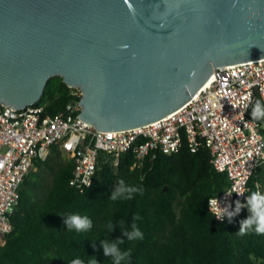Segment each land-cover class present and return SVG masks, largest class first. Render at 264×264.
Here are the masks:
<instances>
[{
  "label": "water",
  "instance_id": "obj_1",
  "mask_svg": "<svg viewBox=\"0 0 264 264\" xmlns=\"http://www.w3.org/2000/svg\"><path fill=\"white\" fill-rule=\"evenodd\" d=\"M263 58L264 0H0V106L35 104L59 76L101 132L159 120L218 67Z\"/></svg>",
  "mask_w": 264,
  "mask_h": 264
},
{
  "label": "trees",
  "instance_id": "obj_2",
  "mask_svg": "<svg viewBox=\"0 0 264 264\" xmlns=\"http://www.w3.org/2000/svg\"><path fill=\"white\" fill-rule=\"evenodd\" d=\"M70 91L61 77L53 76L33 105L59 113ZM258 121L264 134V119ZM99 161L91 186L82 190L69 185L73 161L58 146L35 162L19 187L12 229L0 245V264H71L75 259L112 264L101 241L117 242L118 237L124 240L120 250H131L122 264H264V235L252 230L237 234L240 222L251 215L248 208L231 220L217 221L210 213L208 199L229 184L226 174L211 164L204 145L194 152L183 146L171 155L146 158L140 169L132 168L131 151L121 154L116 165L102 152ZM121 179L142 188L143 195L111 200ZM247 185L250 195L264 194V164ZM71 214L87 216L92 229L69 230L65 220ZM109 223L112 231L107 230ZM133 223L143 232L142 240L123 237L122 231H131Z\"/></svg>",
  "mask_w": 264,
  "mask_h": 264
},
{
  "label": "built area",
  "instance_id": "obj_3",
  "mask_svg": "<svg viewBox=\"0 0 264 264\" xmlns=\"http://www.w3.org/2000/svg\"><path fill=\"white\" fill-rule=\"evenodd\" d=\"M70 89L64 110L53 115L45 113L43 105L20 110L0 106V245L12 229L11 216L24 177L36 161L48 156L53 145L73 161L69 185L77 190L91 186L100 152L109 155L116 165L121 154L131 151L132 168L140 169L146 158L171 155L183 146L194 152L204 145L211 164L226 174L229 184L209 199L216 198L221 208L231 205L228 212L235 209L236 201L246 204L250 196L248 181L264 164L262 124L250 117L253 105L264 101V58L218 67L176 111L120 131L101 132L83 122L78 116L81 91ZM232 104L237 106L233 108ZM86 176L88 184L84 183ZM246 209L241 207L238 214ZM210 213L217 221L228 218L218 220Z\"/></svg>",
  "mask_w": 264,
  "mask_h": 264
},
{
  "label": "clouds",
  "instance_id": "obj_4",
  "mask_svg": "<svg viewBox=\"0 0 264 264\" xmlns=\"http://www.w3.org/2000/svg\"><path fill=\"white\" fill-rule=\"evenodd\" d=\"M244 99H247V97ZM231 106L235 108L237 105L232 104ZM251 118L253 120L264 119V104H261L259 100L252 108ZM248 155L251 156L252 153L249 152ZM219 170L222 171L223 169L221 168ZM84 183H89L87 176ZM137 193L143 195V189L137 186L127 185L125 184V181L121 179L118 182V186L115 188L109 198L113 201L117 200L118 197L123 200H130L134 198V195ZM228 194L230 195L231 193ZM208 205L209 210L218 220H221L224 217H228V219L231 220L239 213L241 207H247L251 215L240 222V229L237 234L245 235L249 230H252L258 235H264V194H261L260 192H253L249 197H247L246 204H241L239 201H236V207L231 212L227 211L231 205L221 208L219 201L216 198L209 199ZM136 219H139V217H134V220ZM65 224L68 226L67 228L69 230L75 229L77 232L88 231L92 229L91 219H89L87 216H81L79 214H71L67 216ZM107 230H113L112 223L108 224ZM122 234L123 237L128 241L142 240L144 237L143 232L135 223L132 224L131 231H122ZM123 242L124 240L119 237L117 238V242H109L108 240L101 241L104 255L106 257L112 258V264H122V261L130 258L131 250L121 251L119 248V244H122ZM71 264H83V262L80 259H75L71 262ZM92 264H96V262L94 261Z\"/></svg>",
  "mask_w": 264,
  "mask_h": 264
},
{
  "label": "crops",
  "instance_id": "obj_5",
  "mask_svg": "<svg viewBox=\"0 0 264 264\" xmlns=\"http://www.w3.org/2000/svg\"><path fill=\"white\" fill-rule=\"evenodd\" d=\"M251 112V111H250ZM251 117V116H250ZM262 124V123H261ZM262 127H263V124H262ZM263 137H264V134H263Z\"/></svg>",
  "mask_w": 264,
  "mask_h": 264
},
{
  "label": "snow or ice",
  "instance_id": "obj_6",
  "mask_svg": "<svg viewBox=\"0 0 264 264\" xmlns=\"http://www.w3.org/2000/svg\"><path fill=\"white\" fill-rule=\"evenodd\" d=\"M68 147H70V145Z\"/></svg>",
  "mask_w": 264,
  "mask_h": 264
},
{
  "label": "rangeland",
  "instance_id": "obj_7",
  "mask_svg": "<svg viewBox=\"0 0 264 264\" xmlns=\"http://www.w3.org/2000/svg\"><path fill=\"white\" fill-rule=\"evenodd\" d=\"M65 155V154H64Z\"/></svg>",
  "mask_w": 264,
  "mask_h": 264
}]
</instances>
